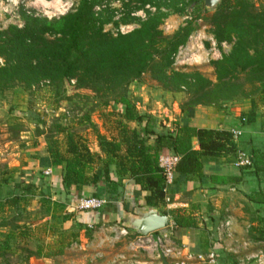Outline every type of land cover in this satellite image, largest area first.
<instances>
[{
  "label": "trees",
  "instance_id": "trees-1",
  "mask_svg": "<svg viewBox=\"0 0 264 264\" xmlns=\"http://www.w3.org/2000/svg\"><path fill=\"white\" fill-rule=\"evenodd\" d=\"M74 1H77L76 8L58 18L29 16L20 28L10 25L0 30L1 92L16 82L29 86L46 79L51 84L63 85L74 79L76 90H91L101 98L102 106L114 104L123 108L117 139H106L95 130L98 153L90 152L74 133L61 125L55 126V134L63 136L65 151L61 150L56 137H50L46 139V153L51 165L61 168V185L65 190L72 186L76 190L83 186H96L100 181L107 188L115 189V182L110 179V167L113 166L118 178L131 179L141 192L147 193L145 206L156 209L164 201V180L157 163L162 152L179 157L174 171L175 184L189 177L199 184H237L245 169H252L258 182H264V152L254 151L250 155L251 166L239 168L240 176H207L203 172L205 163H217L221 159L230 162L237 156V145L229 131L195 128L183 121L182 125L175 123L172 131L157 133L154 131L155 120L149 115H141L135 103L127 97L128 84L138 80L146 70L155 68L157 73L154 76L167 78L169 85H173L171 92L187 88L190 101L181 106L184 120L192 116L197 106L220 110L226 104L239 101L249 102L251 110L245 115V121L252 122L255 116L254 96L258 94L264 101V8L255 10L252 0H221L216 10L210 13L204 5L198 7L203 0H193L196 17L207 15L203 19L211 26V35L217 45L231 43L227 55L210 62L215 74L213 83L199 73H165L172 64L173 55L185 45L193 27L191 21L187 22L166 38L159 26L171 11L180 15L184 13V0H130L139 4L136 9L149 5L155 13L146 11L147 18L138 23V28L115 36L104 32L103 26L108 20L93 11L103 0ZM157 56L159 59L156 60ZM242 76L244 83L240 82ZM163 89L169 90L167 86ZM82 119L90 123L88 115ZM130 123L137 124L139 129L130 128ZM91 127L94 129L93 125ZM7 180L4 176L0 178V187ZM14 189L18 191L17 195L9 199L0 198V212L5 206L9 210L7 217H0L7 221L8 229L7 233H0L4 238L0 241V258H3V251L9 250L12 241H21L23 247L31 242L35 244L32 251L27 247L30 258L62 255L65 248L77 240L78 230H72L70 241L64 243L67 231L54 227V221L59 225L68 218L52 212L50 201L43 198L44 206L41 205L53 222L49 231L62 235L55 242L53 251H48L50 247L44 251V244L35 238L30 227L22 229L16 225L22 217L18 212L20 201L24 199L19 195L18 183ZM26 192L33 193L32 185L21 188V193ZM251 200L264 204L263 189L259 187ZM162 214L170 215L176 231L193 232L197 228L196 221L189 215L179 211ZM96 228L85 227L86 236L91 238ZM258 237L264 239L262 233Z\"/></svg>",
  "mask_w": 264,
  "mask_h": 264
},
{
  "label": "rangeland",
  "instance_id": "rangeland-1",
  "mask_svg": "<svg viewBox=\"0 0 264 264\" xmlns=\"http://www.w3.org/2000/svg\"><path fill=\"white\" fill-rule=\"evenodd\" d=\"M192 2L193 0H184L182 2L184 13L180 15L171 11L159 26V30L166 38L171 37L187 22L191 21L193 27L185 45L180 46L173 55L172 64L165 73L166 75H169L170 71L199 73L204 79L214 83L215 74L210 62L220 60L223 55H227L231 43L222 42L217 45L211 35V26L203 19L207 15L202 14L198 19ZM252 2L255 10L264 8V0H252ZM202 5L204 3L200 2L198 7L202 8ZM76 6L77 1L74 0H0V30H4L10 25L20 28L23 26L25 18L29 16L47 19L58 18L73 11ZM138 7L139 4L130 2V0H103L94 7L93 11L96 14H102V18L108 20L103 26L104 32L115 36L119 33H129L138 28V23L147 18L146 11L151 14L155 13V9L149 5L136 9ZM179 49H181V54L177 55ZM155 58L157 60L159 56ZM0 62L2 61L0 60ZM154 73H157L155 68H150L138 80L129 83L127 97L135 103L136 110L141 115H148L147 112H149L159 117L157 119L161 121L165 119V115H169L167 117L173 119V116L177 115L179 111L182 113L181 106L190 101V94L186 87L183 88L184 90L171 92L170 89H173V85H169L167 78L158 79ZM240 82H245L243 76ZM164 86H167L169 90H164ZM74 87V79L63 85L51 84L48 80L42 79L29 86L16 82L12 87L6 88L3 92L0 91V178L4 176L8 179L7 183L0 187V198L9 199L17 195L18 191H15L14 186L16 183L20 185L19 195L24 200L20 201L19 212H17L22 214V217L17 220L16 225L22 229L30 227L31 230H35L44 225L38 223L48 220V214L42 207L45 201L43 198H50L51 195H54L56 199L59 197L58 192H53V188L49 186L52 183L49 177L36 171V166H31V162H28L30 159H34L32 162L35 163V154L46 149V139L50 137H56L60 142L61 150L65 151L63 136L55 134L56 125H61L74 133L92 153L99 152L95 130L109 140L118 137L123 108L114 104L104 107L101 105V98L95 96L91 90H76ZM245 88H247L246 85ZM254 99L253 113L258 119L256 131L263 132L264 101L258 94L254 96ZM244 103L248 104L249 102L237 101L232 106ZM229 105L231 104H226L227 108ZM84 115H88L90 123L82 119ZM91 125L94 126V129ZM129 127L139 129V126L134 123H130ZM260 139L257 137L254 145L256 150L254 151L264 152V139ZM227 163L229 164V162ZM22 166H27L26 170H21ZM251 173L252 171H248V174ZM33 181L35 184H32ZM252 181H254L253 178L249 177L246 184L239 189L235 187L232 191L225 189L220 192L217 190L216 195L211 192L197 191L191 197L194 206L193 214L198 218V229H203L206 238H209L206 246H212V241L221 244L223 248L230 246L237 250L236 254L230 252L228 256V259L234 264L241 259L245 260L247 256L256 255L260 251L264 252V239L259 238L250 228H246L245 220L241 223V219H239L241 213L249 220L255 219V208L249 204L247 198L248 193L255 189L253 183H249ZM26 185H32V194L21 193V188L23 189ZM104 198L110 200V198ZM63 199L65 204L60 203L49 207L59 217L71 219L74 213H68L66 205H70L73 198L64 197ZM166 206V202H160L158 211L160 210L161 213L169 211ZM8 214L9 210L5 206V209L0 212V217H7ZM228 215L232 219L227 217ZM169 219L170 222L166 229L172 232L170 228L172 221L171 218ZM228 219L231 221V230L229 231L230 236L226 237V233L221 230L220 225ZM3 222L7 223L4 219ZM35 222L37 224H34ZM54 222L55 226H53L60 228L57 221ZM72 222L73 228L76 227L74 230L81 229L80 224L74 219ZM49 223L50 226L53 224V222ZM122 227L125 226L119 219L106 222L94 237L85 236L86 240L73 241L57 262L48 261L46 264H109L118 260L119 257H124L127 260L130 253L128 246L126 247V241L112 242L115 232ZM173 231V235H169V237L172 244L176 246L181 243V231H176V229ZM0 233H3L1 228ZM70 233L67 231L64 235V243L70 241ZM194 233L196 234L195 242H197L200 232L195 230ZM49 236H53L54 240H50ZM61 236L60 233H48L47 239L45 238L43 243L58 240ZM3 240L4 238L0 234V241ZM20 242H10L9 250L3 251L4 255L2 259L0 258V264H36L32 262V258L30 259L28 250L29 248L32 251L35 244L31 242L23 247ZM72 244L77 245L75 249L71 247ZM138 258L139 260L143 259L142 254L137 255ZM171 262V260L164 261V263ZM254 262H256L255 259L250 260L249 264H254Z\"/></svg>",
  "mask_w": 264,
  "mask_h": 264
},
{
  "label": "crops",
  "instance_id": "crops-1",
  "mask_svg": "<svg viewBox=\"0 0 264 264\" xmlns=\"http://www.w3.org/2000/svg\"><path fill=\"white\" fill-rule=\"evenodd\" d=\"M227 108L224 107L223 109H215L214 107H205V106H197L193 110L192 116L184 120L183 114L179 111L177 115L173 116V119H169L165 115L164 120H159L157 116L147 112L148 115L152 116V118L155 120L154 124V131L157 133H161L162 131H172L175 127V123H180L181 125L186 123L188 126L195 127V128H206V129H215V130H225V131H231L232 129H239L241 131V136L235 140V143L237 145V152H244L248 155H251L254 150L255 142L257 137L260 140L264 139V130L263 132L256 131L257 126V118L254 116V119L252 122H246L245 121V115L249 113L251 110V106L248 103H244L243 105H229ZM244 117V118H243ZM168 118V119H166ZM240 118V119H239ZM244 119V121H242ZM174 120V121H173ZM241 121V122H240ZM244 122V123H243ZM193 146L195 149H197L196 142L193 143ZM36 159L35 163L32 162L34 159H30L28 162H31V166H36L35 170L39 171L43 174V171L46 169L51 170V175L48 176L50 181L52 182L50 187L53 188V192H58L59 197L56 199L54 195H49L50 198L49 201L51 202V206H54L56 204H65L64 197L68 198H77L80 196H93V197H106L110 198V202L100 211L98 212H89V213H72L73 217L71 219H67L59 224L61 230H67L69 232H76L73 228V222L74 219L77 223L80 224L81 229L77 228V240H84L86 233H85V227L88 228V226L95 227L97 226L96 230L92 232V236L94 237L96 234H98L100 227L104 225V223L109 221H114L116 219H119L122 221L126 216L132 214L133 209V203H135V206L141 210H146L148 207L144 204V197L147 195L146 192H141L139 186L135 185L134 182L127 178H118L114 172V167H110V179L115 182V189H112V187L107 188L106 185L100 181L96 186L90 185V186H83L80 190H76L74 186L70 187L68 190H65L61 185V168L60 167H53L51 165V162L48 158V155L46 153V149L44 151L35 154ZM28 160V159H27ZM234 159L229 162V164L226 159H221L217 163H205L203 172L205 175H222L227 177L232 176H240L239 168L234 165ZM28 164V163H27ZM27 166H22L21 170H26ZM248 171L250 170H243L241 174V181L237 184H228V185H212V184H199V182L196 179H193L191 177L186 179H181L180 181H177L176 184L174 183L170 189H169V197H170V204L166 206V208L169 211H179L182 214L189 215L192 217L196 223L198 222V218H196L193 214L194 212V206L193 201L191 200V197L197 193V191L200 192H211L212 194L217 193V190L220 192L227 189V190H234L235 187L239 189L242 185H245L248 178L252 177L254 181L249 182L253 183V187H255L254 190L248 193L247 198L249 201V204L252 205L255 210V219L249 220L245 217L244 214L241 213L240 218L241 223L242 221L245 222L246 228H250V230L253 233H256L258 236L260 233L264 235V204L258 203L256 201L251 200V197L254 196V194L258 191V188L260 187L263 189L264 192V182L259 183L257 178L251 173L248 174ZM248 183V184H249ZM32 184H35L33 181ZM37 187V186H36ZM201 188V189H200ZM216 195V194H215ZM114 197V199H112ZM67 208V205H66ZM196 208V207H195ZM158 210V208H156ZM160 211V210H159ZM167 211V213L169 212ZM48 220L47 221H39L38 223H43L44 225L40 226L38 229H33L31 232L35 234V238L41 240L42 244H44V251L48 249V251H53L55 248V241L48 242L46 241L43 243L44 240L47 239L48 233H52L49 231V222H51L50 215L48 214ZM168 217L170 215L168 214ZM212 217V216H211ZM229 217V215L227 216ZM232 219V217H229ZM0 228L3 231V233H7L8 229L6 227V224H4L3 220L0 219ZM37 224V222H36ZM34 225V224H33ZM36 226V225H35ZM197 228L192 230L193 232H189L188 230L183 231L180 233V239L181 244L185 246L187 251L191 254H203L207 255L210 252H214V261L212 263H199V264H232L231 261L228 259L229 252L226 251L223 246L217 242H212V246H206L207 239L203 229ZM82 227H84L82 229ZM197 230L200 233H198V241L195 242L196 234L194 231ZM202 231V232H201ZM247 232V230H246ZM46 238V239H45ZM50 240H54L53 236H49ZM86 240V239H85ZM260 242V241H259ZM48 245V246H47ZM48 247V248H47ZM67 248H65L66 250ZM64 250V251H65ZM61 256V255H60ZM60 256L54 257V258H34L32 257V262L36 264H46V262L55 263L57 262ZM31 259V258H30ZM153 264H172V263H164L162 262H154Z\"/></svg>",
  "mask_w": 264,
  "mask_h": 264
},
{
  "label": "built area",
  "instance_id": "built-area-1",
  "mask_svg": "<svg viewBox=\"0 0 264 264\" xmlns=\"http://www.w3.org/2000/svg\"><path fill=\"white\" fill-rule=\"evenodd\" d=\"M181 49H179L178 54H181ZM244 121V119H242ZM232 138L237 140L241 136V131L239 129H232L230 131ZM264 146V141H263ZM179 162V157L172 153H165L158 156L157 163L158 167L162 172L163 176V193L164 202L170 204L169 189L174 184V171ZM250 155L244 152H237V156L234 161L236 167H250L251 166ZM43 175L50 176L51 170L46 169L43 171ZM109 201L103 197H93V196H82L73 198L71 204L67 206L68 213H89L102 210ZM170 222V219H169ZM169 224V223H168ZM168 226V225H167ZM88 228H92L88 226ZM167 228V227H166ZM164 228L161 231L148 234L146 236H141L135 234L133 231L122 227L115 232L112 242L119 243L121 241H126V247L128 246V251L130 257L124 259V257H119L118 260H114L109 264H153L154 262H162L165 260H171L172 264H199V263H212L214 261V252H210L207 255L203 254H191L187 251L183 244L174 245L170 241L169 235H173L175 226L172 222L170 228L172 232L167 231ZM221 230L226 233V237L230 236L231 221L230 219L225 220L220 225ZM76 244H72L73 249L76 248ZM81 248V247H79ZM227 252H232L236 254L238 251L231 248L230 246L224 247ZM143 256V259H137V255ZM255 259L254 264H264V252L260 251L256 255L247 256L241 259L236 264H249L250 260ZM120 260V261H119Z\"/></svg>",
  "mask_w": 264,
  "mask_h": 264
},
{
  "label": "water",
  "instance_id": "water-1",
  "mask_svg": "<svg viewBox=\"0 0 264 264\" xmlns=\"http://www.w3.org/2000/svg\"><path fill=\"white\" fill-rule=\"evenodd\" d=\"M205 10L214 12L221 0H203ZM169 223L168 215H164L155 208H147L145 211L137 208L133 203L132 214L122 220L124 226L135 234L146 236L163 230Z\"/></svg>",
  "mask_w": 264,
  "mask_h": 264
}]
</instances>
